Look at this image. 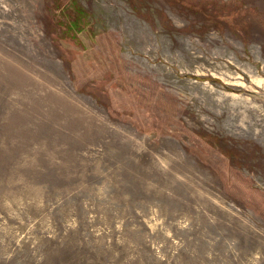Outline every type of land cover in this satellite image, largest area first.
<instances>
[{"label":"rangeland","instance_id":"rangeland-1","mask_svg":"<svg viewBox=\"0 0 264 264\" xmlns=\"http://www.w3.org/2000/svg\"><path fill=\"white\" fill-rule=\"evenodd\" d=\"M0 264H264V0H0Z\"/></svg>","mask_w":264,"mask_h":264}]
</instances>
